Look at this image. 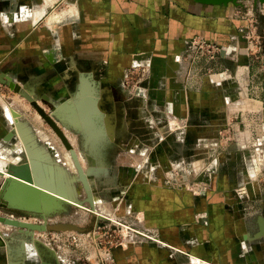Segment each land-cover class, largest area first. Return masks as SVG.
Masks as SVG:
<instances>
[{
    "label": "rangeland",
    "instance_id": "obj_1",
    "mask_svg": "<svg viewBox=\"0 0 264 264\" xmlns=\"http://www.w3.org/2000/svg\"><path fill=\"white\" fill-rule=\"evenodd\" d=\"M263 3L259 0H239L234 4L232 13L237 32L230 34V39L226 42L213 41L203 36L204 47L198 52L191 53V50L187 49L184 56L183 74L186 78V87L199 91L204 90L205 85L209 87L211 95L205 97L208 104L206 111L204 109L202 111L211 118V130L206 128L201 132L188 130L189 118L177 115L171 119L166 114L167 104L159 103L156 98L151 97L152 56H145L146 64L127 68L119 82L107 83L104 78V74L108 72L107 65L104 63L98 65L93 58L82 57L78 52L79 67H84L82 72L93 73L92 79L98 93L104 94L103 108L113 112L111 120L114 123V130L108 132L106 134L108 136L103 137L95 143L96 145L92 142L86 144L87 138L83 132L78 131L80 128L67 127L71 123L66 122L64 116H60L61 120L59 117L55 118L68 135L66 136L75 148L77 156L81 153L80 163L84 170L90 167L94 170L89 176L94 188L93 210L108 217L111 215L106 211L111 210L114 213L112 218L116 216V220L108 217L98 218L91 212L88 201L82 206L69 204L67 210L52 214L47 219L50 222L75 223L86 230H36L33 236H37L38 244L43 246L46 252H49V249L55 250L62 264H118L116 256L118 250H126L140 242L158 243L139 235L137 231L139 229L159 234L158 228L148 225L144 218L141 219L139 211L134 209L127 192L129 190L127 186L130 187L133 183V177L139 178L143 175L147 182L156 180L173 186H187L198 194L207 195L214 185L218 172L227 166L225 156L229 154H234L236 161L238 156L239 162L234 169L243 173L242 180L232 187L236 202L244 203L245 217L256 223L257 215L264 213V57L255 48L248 49L250 54L244 50L249 40L243 36L242 31L248 28L250 30L257 24L264 26ZM49 5L47 16L51 10H59L61 13L57 16L55 12L48 18L50 23L56 18H61L52 23L55 29L58 25L61 27L63 21L73 17L71 14L73 9L68 0H55ZM63 8L65 16L62 15ZM44 22L50 25L47 20ZM58 42L62 43L61 38ZM210 43L217 46L216 52L208 50ZM58 46L59 62H65L62 74H57L60 78L58 81L60 88L64 92L61 94L63 97L65 92L68 93V89L71 94L76 92L80 74L78 71L73 72L72 80L65 85L62 75L64 69L68 67L69 57L67 51H63L62 45ZM223 72L226 73L225 76ZM16 81L28 90L34 91V86L21 83L19 79ZM36 96L39 99V96ZM143 99H146V102ZM41 100L46 113L51 114L54 102L42 98ZM5 105L12 112V122ZM142 106L145 109L144 117L138 114ZM208 106L211 107V113ZM0 108L4 124H7L9 130L14 125L16 131L12 139L6 140L5 135L9 130L5 134L0 130L1 161H10L15 168L21 166L26 149H31L30 146L27 147L25 141L30 132V125L25 120L27 118L32 126L40 129L38 135L46 145H49L47 148L55 154V160L59 162L58 168L55 163L54 165L43 163L48 170L46 171L61 178L60 171L64 170L65 179L74 189L73 195L85 200L87 192L78 177V169L69 149L55 128L38 112L36 106L11 86L0 82ZM77 116L79 120L84 121L79 114ZM15 120L25 127L23 138ZM87 124L83 125L89 127ZM48 135L53 136L55 140L48 138ZM35 139L34 136L30 137L34 144ZM169 144H174L173 148L177 151L173 159L170 157V151L168 152ZM34 148L36 149V146ZM43 152L45 157L43 155L42 160L47 161V152L45 150ZM86 153L87 155H84ZM0 169H3L1 163ZM101 169L104 173H96L101 172ZM123 176H132V179L128 181ZM2 180L3 177H0V182ZM0 213L6 215L13 213L27 220L39 218L3 207H0ZM256 228L249 231V237ZM15 230L16 227L13 225L0 221V234L7 239L16 233ZM28 236L31 238V235ZM29 243L32 247L28 250L37 251L36 244L31 241ZM257 247L258 245L253 244L247 249L253 253H262L264 256V250Z\"/></svg>",
    "mask_w": 264,
    "mask_h": 264
},
{
    "label": "crops",
    "instance_id": "obj_2",
    "mask_svg": "<svg viewBox=\"0 0 264 264\" xmlns=\"http://www.w3.org/2000/svg\"><path fill=\"white\" fill-rule=\"evenodd\" d=\"M53 2L55 0H0V73L34 86L31 92L35 97L39 96L41 105L44 95L54 102V107L68 100L70 103L65 104L66 108L70 107L72 111L76 100L69 89L62 97L64 92L58 82L60 78L57 74H62L65 63L59 62L58 44L69 57L68 67L62 75L65 85L72 80L73 72L80 74L84 70L83 66L79 67L78 52L82 57L93 58L98 65H107L108 72L104 74L107 83L119 82L130 66L146 64L144 58L149 55L153 58L151 97L167 104L166 114L171 119L177 115L189 118L188 130L201 132L204 128L212 129L211 118L205 112L208 104L205 97L211 95L209 87L205 85L201 91L186 87L183 61L188 41L194 36L203 35L213 41L226 42L230 34L237 32L236 21L232 18L233 3L68 0L73 17L55 29L52 24L54 19L50 23L47 19L50 15L46 18L47 7ZM45 18L52 26L44 22ZM60 38L62 43L58 42ZM91 69L94 70L93 67ZM96 92L92 94L93 98L102 99L97 87ZM143 101L146 102V99ZM5 106L12 122V112ZM1 111L0 108V130L5 134L9 128L2 121ZM138 114L144 117L143 106ZM72 116L65 117V121L74 120L80 126ZM112 116V111L104 109L102 121L109 132L114 130ZM25 120L30 125L29 135L25 138L30 150L39 158L45 157V150L48 160L40 158L42 163H55L57 167L59 162L55 160V154L50 152L49 145L37 133L40 129L32 126L29 119ZM68 126L77 128L72 123ZM78 131L84 130L80 128ZM33 136L36 138V149L33 140L30 141ZM49 137L55 140L53 136ZM86 144H89L88 141ZM169 145L168 152L173 159L177 151L174 144ZM225 159L227 166L219 170L207 195L198 194L187 186H173L156 180L147 182L143 175L133 177L127 192L134 209L148 225L158 228L160 236H156L158 243L140 242L126 250H118V264H264L262 253L247 249L249 245L256 244L257 248L264 250V237L250 239L249 231L257 227L256 223L245 217L244 203L236 202L232 189L243 178V173L234 169L239 162L238 156L237 161L234 154L225 156ZM1 160L3 167L5 163ZM96 173H104V170ZM123 177L128 181L132 179V176ZM106 212L114 215L111 210ZM14 232L11 239L0 235V264H62L55 250L46 252L38 244L37 236L29 238L26 231L18 228ZM29 241L36 244L37 251L28 250L32 247Z\"/></svg>",
    "mask_w": 264,
    "mask_h": 264
},
{
    "label": "water",
    "instance_id": "obj_3",
    "mask_svg": "<svg viewBox=\"0 0 264 264\" xmlns=\"http://www.w3.org/2000/svg\"><path fill=\"white\" fill-rule=\"evenodd\" d=\"M197 2L205 3V4H223L228 5L229 3H238L239 0H195ZM264 2V0H259ZM93 73H80V83L76 93L74 94V98L77 107L72 109L70 107L66 108V105L55 106L53 110V114H48L45 111L44 106L38 102V98L35 97L30 90L22 86L17 81L13 80V78L9 75H5L0 73V82H4L11 86L14 90L20 92L23 96H25L30 102L36 106L38 112L55 128L57 133L62 138L66 147L71 151V154L74 158L75 165L78 169V177L82 181L84 188L87 192V198L81 199L73 195L74 189L70 186V184L65 179L66 172L64 170L60 171V177H55L54 175H50L47 171L46 166L43 165V158H39L37 154H35L29 148L26 151V155L28 154L30 163L25 159L24 156L21 166L19 168H15L10 161H4L5 165L11 172H17L19 170L28 169L33 176L32 178L22 177L15 174H10L5 176L3 182L0 185V207L8 208L10 210L23 212L26 214H32L35 216H39L45 219V222H34L32 220H23L17 216H8L6 214L0 213V221L3 223H10L14 227L26 231L28 235H33L36 230L47 231V230H65V229H77V230H86L85 227H81L75 223L70 222H49L47 217L55 214L61 213L67 210L69 204L76 205H85V202L88 201L90 203L91 212L96 215L98 218H105L104 215L98 214L95 212V202L93 197V185L89 180V176L94 172L93 168L90 167L87 170H84L82 167L80 160L77 156V152L73 145L68 140L65 132L59 126L57 119L55 116L61 120L62 117H69L70 115H74L76 110H79L82 113H85L86 109L92 108L93 115L95 119V127L94 128H82L84 131V135L88 140H90L93 145L95 143L102 140L103 137H106V134L109 132L108 127L106 128L103 122L101 121L100 113H96L98 110L96 108L95 102L96 99L93 98L92 93L96 91L95 81L92 79ZM91 84V85H90ZM45 100H48L47 96L42 97ZM66 101V100H65ZM71 111V112H70ZM73 113V114H72ZM84 122V121H83ZM14 128V126H13ZM11 128L7 134L5 135V139L9 140L15 135L16 131ZM37 144V143H36ZM34 146H36L34 144ZM33 146V147H34ZM95 147V146H94ZM47 170V171H46ZM0 173L4 172L0 170ZM68 196L69 198L65 197ZM256 230L250 236V239H257L264 237V213H260L257 215L256 219ZM39 241V240H38Z\"/></svg>",
    "mask_w": 264,
    "mask_h": 264
},
{
    "label": "built area",
    "instance_id": "obj_4",
    "mask_svg": "<svg viewBox=\"0 0 264 264\" xmlns=\"http://www.w3.org/2000/svg\"><path fill=\"white\" fill-rule=\"evenodd\" d=\"M262 12L264 13V3H263ZM242 34H243V36H245L249 40L248 44L246 45L244 50L250 54L248 49L255 48L257 51L261 52L262 56L264 57V26L257 24V26L251 28L250 30L248 28V29H246V31H242ZM204 42H205V39H204L203 35L194 36L193 38H191L188 41V50L189 51L191 50L190 53L191 52H198L204 47ZM209 46H210L208 48L209 51L211 50L213 53L216 52L215 48L217 46H215L214 43H210ZM8 216H15V215L12 213V214H8ZM37 217H39V216H37ZM32 221H34V222H45V219L42 217H39V218H36L35 220H32ZM137 231L139 232L141 230L137 229ZM141 232H139V235H142V236L148 237L149 239L157 241L156 236H158L159 234L151 233V232H144V231H141Z\"/></svg>",
    "mask_w": 264,
    "mask_h": 264
},
{
    "label": "bare ground",
    "instance_id": "obj_5",
    "mask_svg": "<svg viewBox=\"0 0 264 264\" xmlns=\"http://www.w3.org/2000/svg\"><path fill=\"white\" fill-rule=\"evenodd\" d=\"M65 8H63L62 9V15L63 16H65L66 14L64 13L65 11ZM59 11V10H58ZM57 10H51L50 11V14L49 15H51V14H53V13H57V16H58V13H59V15L61 14L60 12H58ZM48 15V16H49ZM61 15V16H62ZM47 16V17H48ZM48 19V18H47ZM61 18L59 17V18H56V20H55V22L56 21H58V20H60ZM48 21V20H47ZM223 75L225 76L226 75V73H224L223 72ZM64 103L66 104V105H68V103H70V102H68V100H64L63 101V104L62 105H64ZM72 104V103H71ZM75 104H76V106L75 107H77V103H76V101H75ZM75 107L73 108V109H75ZM76 111V110H75ZM92 111H93V109L92 108H90V109H86L85 110V113H82V111L80 112L79 110H78V112H79V116L84 120V122L82 121V120H79L80 118H78V116H77V114L75 113V117H73L74 119H75V121L77 122V123H79L80 124V126L78 125H75L77 128H84V127H86V126H84L83 124L84 123H88L87 125L89 126V127H86V128H89V129H91V128H94L95 127V122L96 121H94L95 119H93L94 118V114L92 113ZM53 116H54V114L53 113H51ZM93 117V118H92ZM16 118V117H15ZM71 119V118H70ZM69 119V120H70ZM16 121V120H15ZM72 121H74V120H71L70 122L71 123H73ZM83 123H82V122ZM16 124H17V126H18V131L20 132V135H21V138H23V135H24V130H25V127H23L22 125H21V123H19L18 121H16ZM75 124V123H74ZM14 126V125H13ZM14 129V128H13ZM27 129V128H26ZM15 130V129H14ZM63 130V129H62ZM28 131V130H27ZM27 147H28V145H27ZM27 150V149H26ZM70 151V150H69ZM70 153H71V151H70ZM72 155V154H71ZM26 156V160L28 161V164L30 163V160H29V157H28V154L27 155H25ZM73 157V156H72ZM23 158V157H22ZM0 170H2L4 173L3 174H1L0 173V177H3V180H4V178H5V176H8V175H10V174H15V175H18V176H22V177H28V178H32L33 176L31 175V173H30V171L28 170V169H22V170H19V171H17V172H11L7 167H5V166H3V169H0ZM3 180H2V182H3ZM2 182H0V185H1V183ZM65 197H68V196H66L65 195ZM69 198V197H68ZM70 199V198H69ZM105 217H108V216H106V215H104ZM108 218H111V219H113V220H116V216H115V218H112V216H110V217H108ZM21 219H23V220H25L24 218H21ZM26 220H27V218H26ZM29 220V219H28ZM3 223V222H2ZM6 224H8V225H12V224H10V223H6ZM139 232H141V231H139ZM142 233V232H141ZM1 235V234H0ZM156 240H159L157 237H156Z\"/></svg>",
    "mask_w": 264,
    "mask_h": 264
},
{
    "label": "flooded vegetation",
    "instance_id": "obj_6",
    "mask_svg": "<svg viewBox=\"0 0 264 264\" xmlns=\"http://www.w3.org/2000/svg\"><path fill=\"white\" fill-rule=\"evenodd\" d=\"M72 91H74V90H72ZM76 92H74V93H72L71 95L73 96V98H74V94H75ZM95 93H97L96 91H94L92 94H95ZM93 96V95H92ZM101 97H102V99L101 98H96V102H95V105H96V108H97V110H100V111H97L96 113H100V115H101V121H102V119L104 120V94L102 95L101 94ZM98 106H100V108L98 107ZM73 112V111H72ZM73 114V113H72ZM94 115H96V114H94ZM73 123V126H75L76 124H74L75 122L74 121H72ZM97 123V122H96ZM76 127V126H75ZM87 141H88V143L90 144L91 143V141H89L88 139H87Z\"/></svg>",
    "mask_w": 264,
    "mask_h": 264
}]
</instances>
